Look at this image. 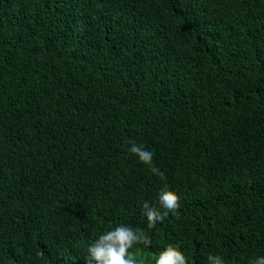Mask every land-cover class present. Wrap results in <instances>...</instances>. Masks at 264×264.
Wrapping results in <instances>:
<instances>
[{
  "label": "trees",
  "instance_id": "16d2710c",
  "mask_svg": "<svg viewBox=\"0 0 264 264\" xmlns=\"http://www.w3.org/2000/svg\"><path fill=\"white\" fill-rule=\"evenodd\" d=\"M120 225L138 264L264 256V0H0V264H85Z\"/></svg>",
  "mask_w": 264,
  "mask_h": 264
},
{
  "label": "clouds",
  "instance_id": "9594fccd",
  "mask_svg": "<svg viewBox=\"0 0 264 264\" xmlns=\"http://www.w3.org/2000/svg\"><path fill=\"white\" fill-rule=\"evenodd\" d=\"M129 151L136 155L143 164L149 166L154 175L163 178L164 174L152 164V152L135 142H131ZM179 200V196L165 186L158 194L159 208L165 209L163 213L159 208L150 206L148 202H145L143 205L144 215L147 217L149 227L158 222H163L169 212L175 213L180 207ZM151 243V239L144 235L141 230H133L130 227L120 225L100 235L87 248L85 264H138V261L129 254V250L136 244L150 246ZM207 260L208 264H225L219 255H209ZM155 264H188V259L178 245L169 244L155 255ZM250 264H264V256L257 257L250 261Z\"/></svg>",
  "mask_w": 264,
  "mask_h": 264
}]
</instances>
